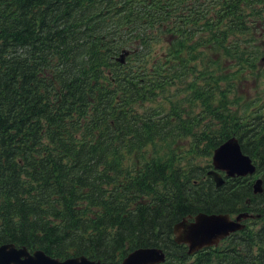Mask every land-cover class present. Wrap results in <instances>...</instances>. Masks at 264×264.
Segmentation results:
<instances>
[{"label":"trees","instance_id":"1","mask_svg":"<svg viewBox=\"0 0 264 264\" xmlns=\"http://www.w3.org/2000/svg\"><path fill=\"white\" fill-rule=\"evenodd\" d=\"M244 1L0 0V245L264 264V99L230 94L234 60L255 68L259 52L242 17L264 0ZM232 136L257 171L217 187L211 158ZM200 212L256 217L190 254L174 227Z\"/></svg>","mask_w":264,"mask_h":264},{"label":"water","instance_id":"2","mask_svg":"<svg viewBox=\"0 0 264 264\" xmlns=\"http://www.w3.org/2000/svg\"><path fill=\"white\" fill-rule=\"evenodd\" d=\"M132 50L124 48L117 61L125 63ZM213 168L208 175L214 178L217 187L225 184L226 178L249 176L256 174L257 166L253 159L243 152L241 143L236 136L228 138L218 146L212 156ZM264 179L256 178L253 183L255 194L264 191ZM256 215L241 212L235 217L230 213H206L189 216L174 227L175 240L186 244L190 254H195L206 247L218 246L222 240L246 227L245 220ZM167 255L163 248L139 247L131 251L121 262L93 260L86 255L66 259L55 258L41 249L31 251L26 246L18 247L14 243L0 245V264H162Z\"/></svg>","mask_w":264,"mask_h":264},{"label":"flooded vegetation","instance_id":"3","mask_svg":"<svg viewBox=\"0 0 264 264\" xmlns=\"http://www.w3.org/2000/svg\"><path fill=\"white\" fill-rule=\"evenodd\" d=\"M194 0H188L187 5L189 7L188 14L190 11L191 4ZM222 1H228V0H222ZM255 3H251V6L254 7ZM260 6L259 4H257ZM242 6L243 8H246L245 1L240 3V0H235V7L240 8ZM237 19L241 18L239 14H237ZM243 21L247 25V28L249 32L251 33V38L255 39L256 41H253V44L257 46L259 49L258 56L255 62V68L252 67H241L239 64L238 59L234 60V69L233 71L239 74V79L245 78L246 80H249L254 76V74L259 73L260 71H264V12L262 14H256L253 10H248L246 16H243ZM176 21V18H175ZM173 37V36H172ZM237 37H241L240 34H237ZM250 37V36H249ZM243 75V76H241Z\"/></svg>","mask_w":264,"mask_h":264},{"label":"rangeland","instance_id":"4","mask_svg":"<svg viewBox=\"0 0 264 264\" xmlns=\"http://www.w3.org/2000/svg\"><path fill=\"white\" fill-rule=\"evenodd\" d=\"M230 94L232 99L237 101L236 106L239 109L249 108L252 101L254 102L253 107L258 105L264 99V71H260L249 80L245 78L237 80Z\"/></svg>","mask_w":264,"mask_h":264},{"label":"bare ground","instance_id":"5","mask_svg":"<svg viewBox=\"0 0 264 264\" xmlns=\"http://www.w3.org/2000/svg\"><path fill=\"white\" fill-rule=\"evenodd\" d=\"M6 168V167H5Z\"/></svg>","mask_w":264,"mask_h":264}]
</instances>
